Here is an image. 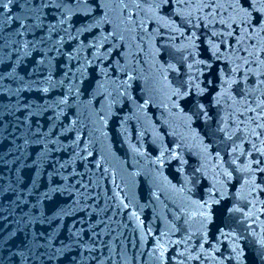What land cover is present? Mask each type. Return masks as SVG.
<instances>
[{"label":"water","instance_id":"obj_1","mask_svg":"<svg viewBox=\"0 0 264 264\" xmlns=\"http://www.w3.org/2000/svg\"><path fill=\"white\" fill-rule=\"evenodd\" d=\"M262 26L264 0H2L0 264H264Z\"/></svg>","mask_w":264,"mask_h":264},{"label":"snow or ice","instance_id":"obj_2","mask_svg":"<svg viewBox=\"0 0 264 264\" xmlns=\"http://www.w3.org/2000/svg\"><path fill=\"white\" fill-rule=\"evenodd\" d=\"M143 2H148V0H143ZM155 2H163V0H155ZM203 2L208 6V7H212L213 5H217L218 4V0H203ZM242 3H246L247 0H241ZM0 3H2V0H0ZM120 3L127 5L128 0H120ZM229 9H231L234 13H237L240 17V24L244 25L247 24L249 27H251V23H250V16L251 14L249 12H247L246 9L243 8H232V4L229 3ZM122 11H129L127 9V7H125ZM217 12H220L219 7H214L212 10L211 15H215ZM221 15H224L223 12H220ZM133 13L131 11H129V17L128 19L131 20ZM262 31H264V26H262ZM231 35V33H229ZM242 38H243V34H242ZM253 55V53L249 52V57H251ZM260 55H264V49H261V51L257 54V59H259ZM250 61L248 58H245L244 63L248 64ZM261 63H264V61H260ZM261 104L264 105V101H261ZM259 107V106H258ZM260 127H264V125H259Z\"/></svg>","mask_w":264,"mask_h":264}]
</instances>
